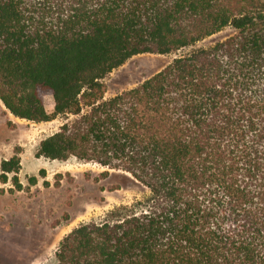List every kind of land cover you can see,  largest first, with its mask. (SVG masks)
<instances>
[{
	"label": "trees",
	"instance_id": "obj_1",
	"mask_svg": "<svg viewBox=\"0 0 264 264\" xmlns=\"http://www.w3.org/2000/svg\"><path fill=\"white\" fill-rule=\"evenodd\" d=\"M226 26L103 100L102 79L130 57ZM0 100L31 121L75 115L39 156L121 168L150 190L74 228L53 264H264V0H0ZM20 168L3 159L0 185L14 173L20 189Z\"/></svg>",
	"mask_w": 264,
	"mask_h": 264
},
{
	"label": "rangeland",
	"instance_id": "obj_2",
	"mask_svg": "<svg viewBox=\"0 0 264 264\" xmlns=\"http://www.w3.org/2000/svg\"><path fill=\"white\" fill-rule=\"evenodd\" d=\"M233 33L234 28L226 26L195 46L130 57L102 79L106 88L103 100L137 86L180 53L213 45ZM44 100L52 112V94L45 95ZM1 105L0 101V173L3 159L20 155L17 174L22 187L14 184V173H9V180L0 185V264H53L60 242L74 228L117 218L138 201L149 198V188L121 168L75 156L59 160L37 154L43 138L75 117L71 112L48 121L14 118V122ZM89 108L83 104L82 112ZM104 171H109V175H104Z\"/></svg>",
	"mask_w": 264,
	"mask_h": 264
},
{
	"label": "crops",
	"instance_id": "obj_3",
	"mask_svg": "<svg viewBox=\"0 0 264 264\" xmlns=\"http://www.w3.org/2000/svg\"><path fill=\"white\" fill-rule=\"evenodd\" d=\"M1 101V100H0ZM1 108L3 109V110H5V112H6V115H7V117H8V119L9 120H13L14 121V118H19V119H23V118H20V117H17V116H15V115H13L10 111H8L7 109H6V107L4 106V104L2 103V101H1ZM14 122H16V121H14ZM20 156V155H19ZM8 158H10V157H8ZM8 158H5V159H8ZM2 162V161H1Z\"/></svg>",
	"mask_w": 264,
	"mask_h": 264
}]
</instances>
